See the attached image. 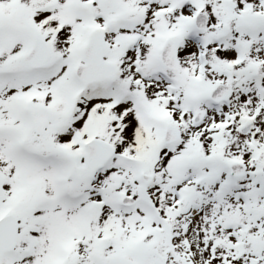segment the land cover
Returning <instances> with one entry per match:
<instances>
[{"label":"snow or ice","instance_id":"snow-or-ice-1","mask_svg":"<svg viewBox=\"0 0 264 264\" xmlns=\"http://www.w3.org/2000/svg\"><path fill=\"white\" fill-rule=\"evenodd\" d=\"M0 264H264V0H0Z\"/></svg>","mask_w":264,"mask_h":264}]
</instances>
